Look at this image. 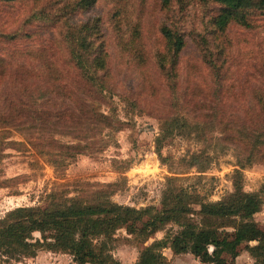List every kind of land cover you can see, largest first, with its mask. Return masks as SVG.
Segmentation results:
<instances>
[{
	"label": "trees",
	"instance_id": "trees-1",
	"mask_svg": "<svg viewBox=\"0 0 264 264\" xmlns=\"http://www.w3.org/2000/svg\"><path fill=\"white\" fill-rule=\"evenodd\" d=\"M160 1L164 6L170 3V0ZM205 1L219 7L213 19L214 32L218 36L224 35L233 24L248 28L251 25L249 17H264V0ZM97 2L80 0L77 7L89 11ZM16 3L19 0H0V131L6 128L26 130L33 136L38 133L40 138L52 132L73 133L78 143L64 144L54 138L48 143V151L44 150L60 179L70 161L98 147L102 149L104 144L106 146L107 142L99 138L103 132L115 134L124 125L117 117L115 107L110 108V114L102 111V106L110 100L106 94L110 93L107 79L111 76L108 52L101 41L99 21L94 23L99 26H94L87 20L77 25L76 34L72 36L74 49L70 55L73 63H58L56 57L60 50L52 43L53 38L44 44L36 42L40 45L37 53L29 50L19 58L9 55L20 48L21 41L25 39L23 33L29 25L33 30L37 27L35 22L42 24L44 21L41 12H31L26 16L8 14ZM162 34L167 51L158 53L156 59L158 73L164 77L163 83L151 74L148 58L151 60L153 53L149 48L131 43L124 46L128 53L138 58L137 69L139 74H143L142 79L133 80L141 89L137 104L160 105L164 100L160 89L164 83L171 87L179 83L184 89L187 104L193 102L198 108V101L210 102L216 110L209 117L202 116L204 112L194 108L195 122L188 116H166V112L156 109L162 123V134L157 138L158 150L161 153L163 142L177 133L206 142L207 130L211 126L216 128L223 124L228 132L239 129L236 140L230 142L229 138L231 146L241 156L237 165L240 169L235 170L233 193L218 202L201 199L198 202L200 211H196L192 207L195 203L192 194L176 184L178 177H169L162 199L163 209L158 211L153 207L137 209L116 204L112 197L117 184H102L90 194L78 196H71L69 185L59 184L46 196L45 208L20 207L0 218L2 264L35 258L40 251L70 255L75 264H122L113 255L118 241L116 234L120 230H125L127 235L138 239L144 246L157 234L165 232L163 239L154 240L145 247L136 264H171L163 253L166 249L176 256L191 254L203 264H227L224 262L226 256L232 258L229 264H235L238 249L242 247L254 264H264V229L255 219L263 211L264 203L260 193L246 192L243 184V170L255 164L264 165V50L258 55L248 50L249 47L247 50L236 47L231 41L217 46L214 40L203 39L204 49L197 61L206 64L215 77L216 89L221 90L220 95L213 98L203 96L201 87H192L189 80L186 88L183 87V77L195 76L202 70L194 65L198 62L184 63L188 43L183 36L167 27ZM245 51L252 53L255 59L251 60L257 61L258 66L254 67L246 60ZM233 57V68L223 67ZM26 59L43 61L41 66L46 68L45 72H38L35 65ZM221 62L222 66L219 65ZM250 70L262 77L249 76ZM32 90L39 94V99L42 97L41 103L31 94ZM239 91L248 94L242 96L236 93ZM149 92L152 95L157 93L153 101L147 98ZM234 107H239V111ZM202 117L207 123H200ZM205 124H209L208 128ZM18 144L20 142H10L9 145L15 147ZM210 158L204 149L190 157L189 166L191 170L205 173L210 166ZM172 225L178 228L176 233L173 228L168 229ZM228 230H233L231 240L224 238ZM49 233L51 238H48ZM36 234L41 238H35Z\"/></svg>",
	"mask_w": 264,
	"mask_h": 264
},
{
	"label": "rangeland",
	"instance_id": "rangeland-1",
	"mask_svg": "<svg viewBox=\"0 0 264 264\" xmlns=\"http://www.w3.org/2000/svg\"><path fill=\"white\" fill-rule=\"evenodd\" d=\"M79 1L19 0V3L9 10L10 12L6 10L13 16L17 13L26 16L31 12H41V18L44 20L42 24L35 22L37 27L33 30L29 25L23 33L25 39L21 41L22 45L16 53L12 52L9 55L19 58L29 50L37 53L40 45L36 42L44 44L53 38L52 43L60 50V54L56 57L58 63H73L70 51L74 49L72 36L76 34L77 25L87 20L92 24L97 23L96 20L99 21L100 26L96 24L94 26L101 28V41L108 52L107 63L111 71V76L107 79L110 93L106 92L110 100L102 106V111L110 114V108L115 107L117 117L124 125L122 130L115 134L103 132L99 138L107 142L106 146L104 144L101 146L102 149L98 147L91 153L70 161L65 174L60 179L44 150L48 151V143L54 138L64 144L78 143L73 133L52 132L40 138L38 133L33 136V133L26 130L6 128L0 131V218L20 207L45 208L46 196L57 185L63 183L69 185L67 188L71 196L88 195L99 189L102 184H117L115 195L112 197V201L116 204L137 209L153 207L158 211L163 209L162 199L169 177H178L176 184L192 194L195 198L192 207L196 211H200L198 202L201 199L218 202L233 193L235 170L240 169L237 165L241 156L230 142L239 137L237 133L239 129L236 132H228L223 124L217 125L216 128L211 126L207 130L206 142L177 133L163 142L160 153L157 138L162 134V123L156 109L166 112V116H188L195 122V114L192 110L197 106L193 102L186 103L184 89L179 83L173 87L166 83L161 86L164 100L160 105L138 106L136 98L141 89L133 80L142 79L143 74H139L137 69L138 58L128 53V48L124 46L131 43L149 48L153 53L151 60L148 58L151 74L155 80L163 83L164 77L158 73L156 55L167 51L162 36L165 27L183 36L188 43L183 56L184 63H197L200 51L204 49L202 40L207 38L214 40L217 46L231 41L236 47L246 48L244 50L249 47L248 50L259 55L261 50H264V17L258 15L249 17L251 25L248 28L233 24L224 35L218 36V33L214 32L213 19L217 16L219 7L209 1L170 0V3L164 6L160 0H98L96 6L89 11L80 10L77 7ZM34 30L36 31L33 36ZM238 43L241 45L237 46ZM252 53L243 52L244 56H247L246 60L255 67L259 63L251 60L254 58ZM234 58L227 64L224 63L223 67L233 68ZM25 61L35 65L40 73L46 70L41 66L43 61L34 59ZM222 64L223 62L219 63L220 66ZM194 65L200 67L202 71L197 72L195 76L183 77V87L186 88L189 80L192 87L194 85L201 87L203 96L214 98L220 95L221 90L216 89L213 80L215 77L210 74L206 64L200 61ZM248 74L253 77L264 75V73L262 76L254 75L252 70ZM179 76L178 72L177 80ZM172 78L173 75L170 79ZM166 79L169 82L167 77ZM58 80L61 81L62 77L59 76ZM236 93L242 96L248 94L244 91ZM31 94L38 98L39 103L42 102V97L39 99V94L34 90ZM156 96L157 93L147 94L149 101H153ZM197 105V111L204 112L202 116H211L216 110L210 102L206 104L198 101ZM234 108L239 111V107ZM201 119L200 123H207L204 117ZM205 125L208 128L209 124ZM211 137L214 138L213 142ZM10 142H20V144L12 147L9 145ZM204 149H207V154L211 156L210 166L205 173H198L196 169L191 170L189 160L193 154H198ZM243 184L246 192L260 193L264 203L263 164H255L243 170ZM255 219L264 229V209L255 216ZM170 228L174 229V233L178 231L173 225L168 227ZM227 232L224 238L231 240L233 230ZM51 236L49 233L48 238ZM164 236L165 232L157 234L147 245L154 240L163 239ZM35 238H41V235L36 234ZM116 238L118 241L115 243L114 257L122 264H136L147 245L139 244L138 239L127 235L125 230L118 231ZM238 252L240 256L238 264H250V254L247 250L242 247ZM163 253L171 264H201L200 260L191 254L177 261L169 251L164 250ZM243 255L245 258H241ZM231 260V257L226 256L224 262L229 264ZM2 262L3 258L0 255V264ZM12 264L75 263L70 255L40 251L35 258L15 260Z\"/></svg>",
	"mask_w": 264,
	"mask_h": 264
},
{
	"label": "crops",
	"instance_id": "crops-1",
	"mask_svg": "<svg viewBox=\"0 0 264 264\" xmlns=\"http://www.w3.org/2000/svg\"><path fill=\"white\" fill-rule=\"evenodd\" d=\"M232 235V234H231ZM251 245H255V243H252ZM167 251H169L172 255H173V257H175V259L178 261V260H180V258L181 257H184V256H186V255H180V256H176V255H174L173 254V252L170 250V249H166ZM249 257H250V264H254V260L251 258V256L249 255ZM241 258H245V255H243V256H241ZM240 259V256H238L237 257V259H236V264H238V260ZM200 263H201V261H200ZM201 264H203V263H201Z\"/></svg>",
	"mask_w": 264,
	"mask_h": 264
}]
</instances>
